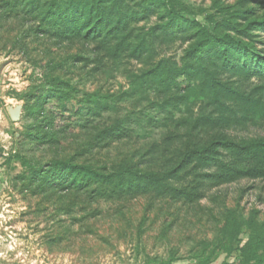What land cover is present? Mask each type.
Wrapping results in <instances>:
<instances>
[{
	"label": "rangeland",
	"instance_id": "1",
	"mask_svg": "<svg viewBox=\"0 0 264 264\" xmlns=\"http://www.w3.org/2000/svg\"><path fill=\"white\" fill-rule=\"evenodd\" d=\"M128 4L132 6L133 2ZM173 9L178 13L179 25L183 26L180 30L151 31L154 17L132 21V35L137 38L132 47L138 51L131 56L125 46L116 50L113 38L108 36L55 44L42 34L32 36L26 25L20 28L14 22L3 23L0 29V264L237 263L239 248L252 234L251 224L264 225V178L213 182L204 186L196 203L184 205L153 190L134 192L138 188L133 185L136 176L129 178L126 174L125 170L132 166L138 176L146 172L147 165H140L142 152L138 151L159 143L166 129V123L160 121L163 118L160 107L150 111V120L136 115L137 109L149 105L136 104L133 96L130 97V77L181 53L188 43L182 34L187 20L188 24L194 27L201 24L217 35L228 29L235 35L242 32L244 42L264 54V0H176ZM229 56L235 66L240 61L243 64L238 60L239 54ZM246 60L249 62L248 57ZM217 61L220 66L221 62ZM245 64L249 67V63ZM232 69L233 65L222 73L220 78L224 83L245 80L246 89L264 84V79H258L250 71L244 75ZM38 92H42L39 100ZM251 93L253 98H264V90ZM17 104L22 106L21 115L13 122L8 108ZM29 105L40 106L45 114L41 118L29 115ZM61 108L62 113L58 110ZM258 108L262 112L251 109L248 115L255 112V118L246 119L244 125L232 123L225 132L233 138L264 140V106ZM34 109L32 112L37 107ZM238 110H234L236 117L242 109ZM198 111H207L204 103L194 106V114ZM90 118L97 123L90 130L95 137L80 129L62 135L61 129L66 124L72 128L78 126L77 120L84 122ZM51 120L55 127L50 140L57 139L60 144L39 146ZM121 130L128 137L117 142L114 135ZM211 132L209 128L202 138H213ZM25 150L31 151L24 157L36 162L35 169H45V164L53 158L60 162L68 160L84 166L96 181L84 190L68 193L45 191L37 188V184L32 185L33 189L24 187L15 176L27 174L28 169L15 158V153L22 151L24 155ZM152 161L149 171L162 163L160 154ZM104 176L107 181L102 183ZM125 178L134 187L133 192L120 188ZM173 178L166 180L170 186L176 184ZM226 211L233 213L239 227L238 241L222 239L209 261H198L191 256L192 252L200 253L205 245L212 243Z\"/></svg>",
	"mask_w": 264,
	"mask_h": 264
},
{
	"label": "trees",
	"instance_id": "2",
	"mask_svg": "<svg viewBox=\"0 0 264 264\" xmlns=\"http://www.w3.org/2000/svg\"><path fill=\"white\" fill-rule=\"evenodd\" d=\"M131 2L133 5L129 6ZM174 6L176 0H0V29L3 23L14 22L20 28L26 25L32 36L42 34L55 44L64 40L89 41L108 36L113 38L116 50L125 46L131 56L138 51L135 46L132 47L137 39L132 35V21H147L154 17L151 31L166 33L175 28L180 30L183 26L179 25ZM188 23L187 20L186 30L182 32L188 43L181 53L173 54L171 59L158 61L151 69L130 77V97L133 96L136 104L146 102L149 105L137 109L136 115L140 119L150 120V111L160 107L163 112L160 121L166 123V129L159 143L138 151L142 152L140 165H147L146 172L138 176L133 172V166L125 170L129 178L136 176L133 185L138 188L134 192L153 190L169 195L184 205L196 203L203 194L204 186L212 185L213 182L221 184L243 177L264 178V140L233 138L225 132L232 123L244 125L246 119L255 118V112L248 116L251 109L262 112L258 106H264V98H253L251 92H262L264 84H255L251 89H246L248 81L224 83L220 78L227 67L233 65L232 70L238 74L245 75L250 71L258 79H264V54L259 53L252 44L244 42L242 32L237 31L235 35L228 29L217 35L201 24L194 27ZM212 52L214 54L207 55ZM236 53L240 56L237 59L242 60L243 64L240 61V65H234L229 55ZM218 59L220 66L216 64ZM245 63H249V67ZM136 92L138 94L134 95ZM41 93L38 92V100ZM50 99L56 100L55 97ZM199 102L205 104L207 111L201 113L200 110L194 114V106ZM34 107H37L36 112H32ZM41 109L40 106L29 105L27 112L41 118L45 114V110ZM238 109L242 110L236 117L234 110L237 112ZM58 110L63 112L62 108ZM84 122L77 120L75 123L78 126L72 128L66 124L60 128L62 135L80 129L89 132L90 137H95L90 130L93 125H97L96 121L90 118ZM54 127V121H49L39 146H59V140H50ZM209 128L213 138H202L201 135H205ZM194 133L197 135L192 136ZM126 137L128 133L121 130L117 136L114 135V140L120 142ZM21 152L15 153V158L28 169V173L22 172L15 179L20 180L24 187L32 188V185L37 184V188L45 191L68 193L84 190L96 181L84 166L68 160L60 162L53 158L45 164V169H35L36 162L32 163L24 157L31 151L25 150L24 155ZM159 154L162 163L149 171L153 158ZM171 177L177 180L174 186L166 182ZM126 179L120 188L133 192L131 188L134 187L129 186ZM106 181L107 176H104L102 183ZM224 215L222 223L215 229L217 235L212 243L205 245L200 253L192 252L191 256L198 261H209L222 239H226V242L238 241L239 227L233 213L226 211L222 218ZM251 226L250 239L239 248L238 262L223 264H264V225L252 223Z\"/></svg>",
	"mask_w": 264,
	"mask_h": 264
},
{
	"label": "water",
	"instance_id": "3",
	"mask_svg": "<svg viewBox=\"0 0 264 264\" xmlns=\"http://www.w3.org/2000/svg\"><path fill=\"white\" fill-rule=\"evenodd\" d=\"M21 110H22V106L20 104H17L15 106H10L8 108L9 117L13 122H17L20 119Z\"/></svg>",
	"mask_w": 264,
	"mask_h": 264
}]
</instances>
